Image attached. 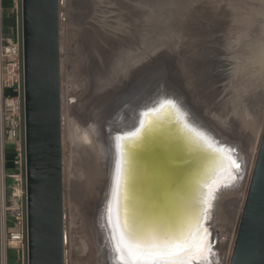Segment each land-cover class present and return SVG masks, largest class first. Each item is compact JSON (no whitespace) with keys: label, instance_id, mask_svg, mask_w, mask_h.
<instances>
[{"label":"water","instance_id":"water-1","mask_svg":"<svg viewBox=\"0 0 264 264\" xmlns=\"http://www.w3.org/2000/svg\"><path fill=\"white\" fill-rule=\"evenodd\" d=\"M165 1L171 4L173 0L160 4ZM185 1L193 8L208 9L203 30L209 36L184 37L179 32L158 36L166 25L179 24L178 15L161 14L154 28L155 44L135 51L117 45L119 50L108 65V57L99 60L102 70L92 80L89 93L82 100L68 99L70 117L83 130L94 129L95 140L109 148L103 169L109 184L104 182L87 195L81 211L92 247L89 264H124L109 222L121 203V221L134 202L138 229L158 232L187 225L200 207L202 193L206 200L202 226L211 250L202 263H192L224 264V235L230 226L222 206L244 187L251 138L240 134V125L231 116L227 31L233 13L218 8L223 1ZM60 4V0H22L27 264H66ZM194 14L202 16L199 11ZM149 20L146 17L145 23ZM8 37L13 39L12 29ZM169 99L183 115L181 127L167 107L169 112L160 120L152 119ZM134 105V119L128 122V110ZM185 122L203 135L211 149L224 150L229 157L226 168L212 166L216 159L208 147L207 151L195 149L182 131ZM137 130L138 139H121ZM162 155L167 158L168 174L159 170ZM230 167L235 178L216 186L217 178L228 174ZM229 264H264V129Z\"/></svg>","mask_w":264,"mask_h":264},{"label":"rangeland","instance_id":"rangeland-1","mask_svg":"<svg viewBox=\"0 0 264 264\" xmlns=\"http://www.w3.org/2000/svg\"><path fill=\"white\" fill-rule=\"evenodd\" d=\"M60 1L62 2V4H60L61 87L64 96L62 127L66 232L65 260L66 264H89L92 247L85 234V220L81 211L84 209L87 195L91 196L92 193L95 192L96 187L100 189L104 182V184H106L107 176H104L103 173L105 159L102 160L103 157L100 155L103 154L104 145L100 142L99 145L92 139L94 129L92 131H90V129L83 130V128L70 117L68 99L73 96L82 100L89 93L92 80L98 74L99 70H102L100 67L101 65H99V60L101 59L103 62V58L108 57V65L111 58L115 56V52L119 50L116 47L117 45H121L122 48H125L123 50L127 51V42L131 41L127 37L128 33H126L128 25L136 29H142L145 25L146 15H142V11L139 12L137 6H140L142 3L141 6L146 8L149 5L157 7L161 0H104L105 2L103 0ZM200 1L203 2L206 0H199V2ZM219 1H223V5L219 4V9L223 7L224 11L227 12L229 9L233 13L227 31L229 45L227 52L230 68L229 73H231V77L229 78L231 83L230 96L233 100L231 116L232 120L240 125V134L251 136L248 143L250 163L244 187L239 195L226 200L222 206L224 217L230 226L229 230L224 235V242L227 244L224 264H229L238 223L246 197L248 180L264 129V89L256 88L258 87L256 83L259 81L258 73L252 76L251 73L253 72L251 71L252 68L249 63V60L254 56L256 57L257 53L258 57H260L259 51L262 48L264 49V44L260 45L259 49L257 46L250 45V49L248 47V41L260 42L263 37L264 0ZM220 12H222V10H220ZM5 14L6 13L3 11V19ZM125 33L126 37L124 35ZM251 54L252 57L249 58ZM252 87L254 88L253 90ZM244 91L247 94L241 98V95L245 93ZM101 144L103 146H101ZM97 147L100 149L98 152L96 151L98 149ZM13 148V144L9 143L8 151ZM104 149L107 155V147ZM230 157H232L235 162L236 157L232 155ZM4 160L3 151V176ZM100 160L102 161L100 162ZM215 165H220L218 160H215ZM230 165L232 166V164ZM92 167L94 168V173L91 176ZM232 168L233 167H230L228 174H225L216 182V186L220 182H224L226 177L230 178V171L233 174V178H230L231 181L235 178L236 172ZM6 181H12L9 183V187L6 185L5 191L6 204L9 206L14 181L10 178L6 179L5 176L3 184L6 183ZM0 185L2 184L0 183ZM0 190V195H3L2 186H0ZM1 207L2 202L0 199V213ZM116 240L117 239H115V245H117ZM16 257L21 258L23 264H27L26 259L23 260L21 254H16ZM203 258L205 259V257L202 256L194 260L201 261Z\"/></svg>","mask_w":264,"mask_h":264},{"label":"built area","instance_id":"built-area-1","mask_svg":"<svg viewBox=\"0 0 264 264\" xmlns=\"http://www.w3.org/2000/svg\"><path fill=\"white\" fill-rule=\"evenodd\" d=\"M0 0V133L3 151L7 143L13 144L14 172L8 178L14 181L10 205L5 200L6 185L0 213V264H9V253L15 251L27 263V204L26 153L24 128V59L21 27L22 0H12L16 25L13 39L3 32V8ZM13 95H6V91ZM5 180V172L3 181ZM241 218V217H240ZM240 222V220H239ZM239 225V223H238Z\"/></svg>","mask_w":264,"mask_h":264},{"label":"snow or ice","instance_id":"snow-or-ice-1","mask_svg":"<svg viewBox=\"0 0 264 264\" xmlns=\"http://www.w3.org/2000/svg\"><path fill=\"white\" fill-rule=\"evenodd\" d=\"M167 107L173 115L183 121V115L180 109L172 99L167 100L161 108ZM148 115V113H145ZM144 125L141 124V128ZM184 128L189 134L195 136L204 142L205 138L199 132L190 127L186 122ZM140 136V130L131 133L129 136L122 137L125 141L136 140ZM209 151L214 159L218 160L221 167L226 168L225 161L229 159L223 149H211ZM234 163V162H233ZM239 169L240 165L236 164ZM159 170L161 174H168L167 158L161 156L159 160ZM120 182L117 180L116 191L119 195ZM206 203L204 194H201L199 205L187 225H179L174 228H168L158 232H142L137 227V216L134 202L129 204V212L124 221H121L119 215L115 227L119 230L117 241V250L120 252V259L124 264H192L194 259L202 256L207 257L211 250V245L205 236L206 229L202 226L204 212L203 205ZM115 238V237H114Z\"/></svg>","mask_w":264,"mask_h":264},{"label":"bare ground","instance_id":"bare-ground-1","mask_svg":"<svg viewBox=\"0 0 264 264\" xmlns=\"http://www.w3.org/2000/svg\"><path fill=\"white\" fill-rule=\"evenodd\" d=\"M93 1H95V0H93ZM104 2H103V4H104ZM141 5H142V3L140 4V6H137L138 11L139 12L142 11L141 14L142 15L144 14V16L146 15L145 18L146 17L147 18L148 17H151V21L150 20H149V22L147 21L145 23V25L143 26L142 29H136V28H133V27L131 28V26L128 25V29H127V32L126 33H128L127 37L131 41L127 42V44H128L127 51L129 49L130 50L132 49V51H135V50H137L138 47H141V46H143L144 49H146V48L149 49L151 45L155 44V40L154 39H156V37H158V36H167V35H171V34L176 33V32H179V34L182 35V36H184V37H186V36H189V37L197 36V37L200 38V37H206V36H209L210 35L209 33H205L204 30H203V29H205V26H204L205 24L204 23L206 21V17H204L205 16L204 14L208 12V9L207 8H201V7L199 9L198 8H193V7L189 6L187 4V1H185V0H173L171 4L170 3H167V1H165V2H162L161 4L157 5V7H152L151 5H149L146 8V7H143ZM192 9H194L193 10L194 12H198V11L200 13L202 12V16H200L199 14H197V15L194 14V12H192ZM161 14L168 15V16L169 15H178V18L177 19L179 20V24H176V25H173V24L166 25L164 27L163 31L161 33H159V35H158L156 33V31H155L154 28H156L155 25L157 24V21H158V19H159V17H160ZM152 16H154V17H152ZM133 18H135V17H133ZM201 22H203V23H201ZM176 29L178 31H175ZM251 32H252V30H251ZM126 33L124 34L125 37H126ZM151 40H154V41L151 42ZM148 42H150V43H148ZM260 42H258V41L252 42L251 40L248 41V45H249L248 47H249V49H250V45L251 46H255V47L257 46L258 49H259L260 48V45L264 44V30H263V37H262V39H261ZM149 44H151V45L150 46H147ZM184 47H185L184 49L186 50L188 46L185 45ZM254 50H256V49H254ZM261 50H263V51H261ZM191 51H195V49H192ZM259 52H260L259 53V56L260 57H258V53H257L256 57L254 56L255 58L252 57V54H251V56L249 58H251V57L252 58L249 60L250 61L249 63L251 64L250 67L252 68V70L251 69L250 70L253 72V73H251L252 76H253V74L254 75H257V73H258V79H259V81H258V83H256V85L258 86L256 88L257 89H259V88L264 89V49L263 48L260 49ZM250 70H248V71H250ZM249 79H250V77H249ZM247 88L249 89L248 86H247ZM240 89H241V87H240ZM250 89H251V87H250ZM253 89L254 88L252 87V90ZM68 90H69V88H68ZM248 93H250V92H248ZM246 94H247L246 92L243 93V95H241V98L244 97ZM68 96H69V94H68ZM135 110H136V106L135 105L134 106H131L130 111L128 110V112L130 113L129 114L128 122H132L133 121L134 116H135V113H136V112H133V111H135ZM166 111H168V110H165V108H162L160 111H158L155 114L151 115V116H153L152 119L154 121L155 120H160L161 119V115H163V113L166 112ZM174 121H175L176 125H178L179 127H181V124H180L178 118H175ZM182 131L184 132L185 137L187 138V140L192 142V144L194 145L195 149L202 150V151L204 149V151H207L206 147H208V144H206L205 141L204 142H201L200 140H198V138L195 136V134H189V133H187V131L185 130V128L183 127V125H182ZM95 133H96V131L94 130V133L92 135L93 136L92 139H94L95 143L99 144V142L95 140V138L97 137L95 135ZM1 135L2 134L0 133V139H1V144H0V183L2 184L0 186L3 187V140H2V136ZM121 142H122V140L120 141V144H121ZM191 142H189V143L191 144ZM93 146H95V145H93ZM101 146H103V145L101 144ZM104 148H106V147L104 146ZM104 148H103V154H100L103 157L102 160H104L105 159V156H106V152H105V149ZM107 149L109 150V148H107ZM96 151L98 152V151H100V149L98 148ZM100 158H101V156H100ZM102 160H100V162ZM226 164H228V160H226ZM214 165H215V160L212 163V166H214ZM99 173H100V171H99ZM229 174H230L229 177L230 178H233V174H232L231 171L229 172ZM99 175H101V174H99ZM230 178L226 177L224 179L223 184L225 185V184L231 182V179ZM219 179L220 178L218 177L217 178V181ZM106 182H107L106 186H108L109 179L106 180ZM1 190H2V188H1ZM0 199L2 201V199H3V195L2 194L0 195ZM122 208H123V206H122V203H121L120 206H119V208H117V210H116V207H115L114 213H112L110 215V218H109L110 226H111V229H112V235H113V237H115V239H117L116 240V244H117V241H118V238H119V230L115 227V225H116V221H117V216L119 215V218L122 217V211H121ZM113 230H114V232H113ZM156 230L157 229L148 228V229H143L142 232H145V233H148V232H156ZM116 247H117V245H116ZM207 255H208V253H207ZM202 260L200 262H203L204 261V260L203 261Z\"/></svg>","mask_w":264,"mask_h":264},{"label":"trees","instance_id":"trees-1","mask_svg":"<svg viewBox=\"0 0 264 264\" xmlns=\"http://www.w3.org/2000/svg\"><path fill=\"white\" fill-rule=\"evenodd\" d=\"M2 8H3L4 13H6L4 15V19H3V32L7 36L9 34V29L15 28L14 17L13 16H7V12H6V10L12 9V0H3L2 1ZM6 95L11 96V95H13V92L8 90V91H6ZM8 144L9 143H7L5 145V158H4L5 161H6V157H7ZM9 156H11V158H13V160H14V157H15L14 148L10 149ZM9 264H10V259H9Z\"/></svg>","mask_w":264,"mask_h":264},{"label":"crops","instance_id":"crops-1","mask_svg":"<svg viewBox=\"0 0 264 264\" xmlns=\"http://www.w3.org/2000/svg\"><path fill=\"white\" fill-rule=\"evenodd\" d=\"M6 12H7V16H13L15 21H16V16L12 12L11 9L6 10ZM10 30L11 29H9V31ZM4 158H5V152H4ZM14 170H15V168H14L13 158H11V156H9V151L7 150L6 161L4 160V172H5L6 179L8 178V176L10 174H12L14 172ZM10 182H12V181H6L5 185L8 186ZM16 254L17 253L15 251L10 252V256H9L10 264H23V261H21V258L16 257Z\"/></svg>","mask_w":264,"mask_h":264}]
</instances>
